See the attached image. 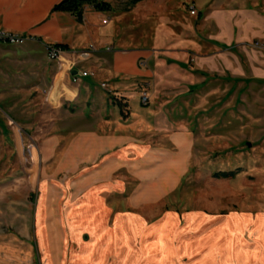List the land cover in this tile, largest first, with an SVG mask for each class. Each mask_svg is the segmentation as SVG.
I'll use <instances>...</instances> for the list:
<instances>
[{"label":"rangeland","instance_id":"1","mask_svg":"<svg viewBox=\"0 0 264 264\" xmlns=\"http://www.w3.org/2000/svg\"><path fill=\"white\" fill-rule=\"evenodd\" d=\"M115 1L118 8L125 3ZM156 3L151 15L147 9L135 17L123 16V24L135 19L136 26L141 27L139 33H146L153 45L156 39L160 41L161 35L171 33L182 36L181 46L192 45L191 33H197L200 44L193 45L199 47L200 55L198 58L190 54L188 64L196 65V58L200 67L202 61H209L201 68L213 80L196 90L200 97L195 94L178 97L177 101L171 97L173 102L156 98L157 103L168 106L173 124L182 123L194 133L189 165L174 189L158 200L140 205L124 203L123 195L109 198L108 203L118 212L143 218L148 225L166 216L163 221L168 222L169 228L152 231L155 238L149 247L151 252L160 250L159 256H155L159 264L161 257L169 258L177 252L171 241L177 235L175 213L181 216L184 225L185 215L192 211L200 214L199 219H203L201 214L206 216L204 227L198 230L200 235L214 219L217 224L222 217L231 215L199 238V249L209 246L199 264H215L212 261L218 252L226 256L219 264H264L261 250L264 240L260 241L264 231L260 229L255 235L256 219L260 222L264 216L260 214L264 213V37L261 36L264 23L260 21L264 19V0H157ZM192 8L196 13L191 12ZM103 16L110 18L108 13ZM225 62L230 64L225 67ZM200 77L202 81L203 75ZM229 90L231 97H223ZM208 92L214 95L206 97ZM257 92L263 97H256ZM60 103L49 100L53 109V114L45 118L49 123L58 119ZM16 120L9 110L2 114L0 111V264H79L80 260L83 262L81 250L86 247L83 243L89 241L91 233L75 228L73 203L86 186L95 182H79V176L93 172L98 163L79 164L77 160L85 154L74 148L75 164L68 165L62 155L74 134L60 133L59 126L45 132L48 122L44 119L36 128L28 126L31 132L21 131ZM171 134L168 133L169 143L161 144L174 150L177 147L169 139ZM151 137L159 145V136H146ZM229 171L235 174L215 176L216 172ZM132 174L125 166L115 173L122 184L120 189L127 196L139 184ZM41 206L46 215L40 228ZM255 237L260 247L244 245L245 238L253 242Z\"/></svg>","mask_w":264,"mask_h":264},{"label":"crops","instance_id":"2","mask_svg":"<svg viewBox=\"0 0 264 264\" xmlns=\"http://www.w3.org/2000/svg\"><path fill=\"white\" fill-rule=\"evenodd\" d=\"M59 1L0 0V29L26 38L22 44L0 41L1 114L9 110L24 129L21 131L31 132L29 127L36 128L51 115L53 109L49 100H60L59 120L53 118L50 123L45 120L48 122L45 132L59 126L60 133L74 134L62 155V159L67 158L68 165L75 164L72 162L76 156L74 148L82 149L85 154L77 160L79 164L82 161L98 163L93 172L79 176V182H95L86 186L73 203L75 228L91 233L89 241L83 243L86 247L81 250L83 262L80 260L79 264H104L105 261L110 264H159L155 256H159L160 250L151 252L149 247L155 238L152 231H163L169 226L163 221L166 216L148 225L135 214L118 212L108 201L121 195L126 198L124 203L133 205L158 200L174 189L183 177L192 155L194 133L182 123L173 124L169 120L168 106L157 103L156 98L172 101L171 97H176L174 101H177L178 97H194L195 94L200 97L196 90L213 80L201 68L210 62L202 61L201 67L197 65L200 64V50L193 45L200 44L197 33H191L192 45L181 46L182 36L175 37L172 33L161 35L160 41L156 39L153 45L146 33H139L141 27L136 26L135 19L123 24V16L135 17L147 9L152 14L157 0H141L125 10H120L115 0H106L117 10L104 12L87 6L82 21L69 12L53 11ZM183 12L180 14H185ZM104 13L110 14L106 23L103 22ZM260 21L264 23L263 18ZM261 36L264 37L263 32ZM174 37L175 40L171 39ZM49 44L68 46L74 53L90 45L95 49L82 58L73 55V68L69 70L48 57ZM190 54L198 57L196 65L188 64ZM228 64L225 62V67ZM83 70L89 74L82 76ZM73 71H77L78 82L73 81ZM144 90H148L150 96L147 105L141 102ZM213 95L208 92L206 97ZM223 97H231L230 90ZM256 97L263 96L257 92ZM171 132L169 139L177 147L174 150L161 144L168 142ZM145 135L159 136L161 142L157 145L152 137ZM121 166H125L129 174L133 173L139 183L129 196L120 189L121 181L115 178ZM40 210L41 228L46 211L42 206ZM175 214L177 235L170 240L177 252L169 258L167 255L161 257L160 264H199L209 250L208 245L199 249V238L231 216L222 217L217 224L214 219L200 235L198 230L204 227L206 216L201 214L203 219H199L200 214L189 212L183 225L181 216ZM261 219L260 222L256 219L255 235L260 229L264 231V216ZM249 227L247 224L246 229ZM244 240L245 246L260 247L256 237L253 242ZM263 240L264 235L260 241ZM261 250H264L262 244ZM225 258V254L218 252L212 262L219 264Z\"/></svg>","mask_w":264,"mask_h":264},{"label":"built area","instance_id":"3","mask_svg":"<svg viewBox=\"0 0 264 264\" xmlns=\"http://www.w3.org/2000/svg\"><path fill=\"white\" fill-rule=\"evenodd\" d=\"M192 13H196L195 8L191 9ZM104 22H107V19L103 20ZM26 40L25 36L17 34V33H12L4 29H0V41L7 42L10 44H22ZM95 46L90 45L88 49H83L80 50L78 53H74L70 49H66L60 45L57 44H49L47 45V53L48 57L52 60L57 61L62 67L64 68H69L71 70L73 67L71 66L72 60H73V55L77 54L79 57L82 58V56H86L89 54L90 51L94 50ZM110 49V47H108ZM89 74L88 71L83 70L81 71L82 76H87ZM79 76L77 74L73 75V81L78 82L79 81ZM105 85V84H104ZM141 102L144 105L149 104L150 102V96L147 91H143L141 95Z\"/></svg>","mask_w":264,"mask_h":264},{"label":"trees","instance_id":"4","mask_svg":"<svg viewBox=\"0 0 264 264\" xmlns=\"http://www.w3.org/2000/svg\"><path fill=\"white\" fill-rule=\"evenodd\" d=\"M141 0H125V3L123 7H121L120 10H125L128 8L130 5H134L137 2ZM87 6L93 7L95 10L98 11H104V12H109V11H114L117 10L111 2L106 1V0H61L58 3H56L53 7V11H63V12H69L73 14L78 21H82L85 10ZM60 45L66 49H68V46L62 45V44H57ZM234 171H229V172H216L215 176L217 177H228L234 175Z\"/></svg>","mask_w":264,"mask_h":264},{"label":"water","instance_id":"5","mask_svg":"<svg viewBox=\"0 0 264 264\" xmlns=\"http://www.w3.org/2000/svg\"><path fill=\"white\" fill-rule=\"evenodd\" d=\"M77 71H73L74 74H76Z\"/></svg>","mask_w":264,"mask_h":264}]
</instances>
